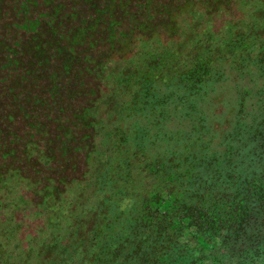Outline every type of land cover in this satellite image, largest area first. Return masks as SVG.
<instances>
[{"label":"trees","instance_id":"trees-1","mask_svg":"<svg viewBox=\"0 0 264 264\" xmlns=\"http://www.w3.org/2000/svg\"><path fill=\"white\" fill-rule=\"evenodd\" d=\"M254 68L264 0H0V264H263Z\"/></svg>","mask_w":264,"mask_h":264},{"label":"rangeland","instance_id":"rangeland-1","mask_svg":"<svg viewBox=\"0 0 264 264\" xmlns=\"http://www.w3.org/2000/svg\"><path fill=\"white\" fill-rule=\"evenodd\" d=\"M8 19L10 22L14 21L11 14L8 16ZM2 24H8L7 18L2 20ZM10 45H12L15 41L14 39H11L10 41H7ZM122 61L114 60L111 62V67L116 68L117 66L121 65ZM90 77L84 78V82L87 84L90 82ZM228 86L229 90V97L238 96L240 94L244 98V103L246 104V110L248 111V117L250 115V119H254V117L258 114V101L257 94L255 93V89L261 88L264 84V77L258 74L256 71V68L249 70L248 73L242 74L240 78L233 79V77L230 79V82H225ZM240 90V93H239ZM232 99V98H231ZM177 113H175L176 115ZM249 121V120H248ZM181 120L177 119L176 121H172L169 124V128L172 131H175L180 128ZM124 129L127 131V134L129 136V114L124 119ZM151 125V124H150ZM152 129H148V133L155 132L158 128L155 129L153 125H151ZM135 134H132L131 136H134ZM264 264V259H263Z\"/></svg>","mask_w":264,"mask_h":264}]
</instances>
